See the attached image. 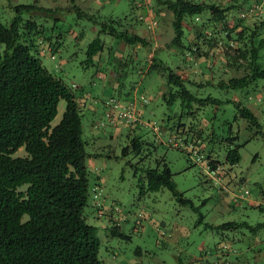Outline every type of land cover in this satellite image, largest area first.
I'll return each instance as SVG.
<instances>
[{"label": "rangeland", "instance_id": "obj_1", "mask_svg": "<svg viewBox=\"0 0 264 264\" xmlns=\"http://www.w3.org/2000/svg\"><path fill=\"white\" fill-rule=\"evenodd\" d=\"M33 2L55 11L45 14L23 10L19 14L24 21L35 20L30 37L36 43L42 63L72 86L81 106V137L89 154L85 157L89 183L90 186L98 183V198L104 202L99 213L94 204L96 197L89 189L84 214L87 222L96 227L100 240L98 255L103 264H264V226L222 229L206 225L227 220H245L255 225L264 220V206L262 209L251 206L264 197V78L242 88L210 84L194 88L187 84L199 96L210 93L222 100L200 107L194 105L191 113L181 106L179 98L171 102L164 99L166 77L160 71L149 69L152 58H161L185 77L196 70L187 66L184 47L169 44L174 34L170 22H161L152 32L158 37L154 40L156 47L148 39L147 43L123 42L121 45L120 39L100 30L102 22L118 18L122 23L119 29L130 27L128 19L139 11L132 7L130 0H0V20L8 24L17 14L16 4ZM208 14L205 10L201 16ZM167 16L164 13L165 19ZM185 20L189 21L190 17ZM137 27L141 35L149 37L150 31L145 25ZM145 29L149 35L143 33ZM42 35L46 36L45 40ZM96 36L102 40L103 48L89 57L87 47ZM188 37L184 25L183 45L188 44ZM49 39L55 46L52 51L48 49ZM3 48L0 42V49ZM120 56H123L122 63ZM101 66L103 77L96 72ZM110 70L120 73L119 86L104 92ZM218 74L211 81H216ZM221 75L227 78L230 74ZM111 94L121 104L129 101L142 120L166 127L164 132L151 125H137L134 130L125 124L110 125L106 111L113 103L109 99ZM65 103L64 98L59 99L51 125L60 120ZM236 104L250 107L258 124L241 115ZM193 119L196 124L206 121V146L199 153L191 152L189 159L186 150L173 146L168 139L174 135L172 138L178 142L182 131L181 124L177 133L178 122L187 127ZM212 130L214 139L207 135ZM134 138L138 140L139 150L134 149ZM229 140L238 143L240 157L230 166L232 180L223 193L219 183L206 178L203 159L208 150L216 157H223ZM125 145L128 149L122 153ZM25 154L23 146L13 152V155ZM162 158L170 165L176 188L191 199L192 205L180 203L167 187L141 191L139 177L144 179L143 168L154 166L156 159ZM237 184L249 193L241 196ZM27 217L25 213L22 219ZM113 224L129 237L113 232Z\"/></svg>", "mask_w": 264, "mask_h": 264}, {"label": "trees", "instance_id": "obj_2", "mask_svg": "<svg viewBox=\"0 0 264 264\" xmlns=\"http://www.w3.org/2000/svg\"><path fill=\"white\" fill-rule=\"evenodd\" d=\"M153 2L159 7L156 11L160 8L168 11V18L158 17L157 14V18L152 19L172 24L174 34L169 44L184 47L187 66L196 69L185 77L163 59L152 58L149 69L160 71L166 77V89L162 95L168 102L179 98L181 106L192 113L194 105L200 107L222 100L210 93L199 96L187 84L194 85V88L205 84L242 88L255 83L258 78H264L262 0ZM14 8L17 14L8 24L0 20V42L4 44V48L0 49V264H103L98 255L100 240L95 233L96 227L87 222L84 214L89 189L96 197L94 204L99 213L104 202L98 198V183L92 186L89 183V170L85 163L89 154L85 149L86 141L81 137V106L72 86L53 75L42 63L36 43L30 37L36 26L35 20L27 18L24 21L19 14L23 10H38L45 14L55 10L37 2L19 3ZM205 10L209 14L203 17L201 14ZM132 16L128 20L145 21L148 27L149 19L143 12ZM187 17H190L189 21L185 20ZM130 21L127 23L129 26L133 24ZM119 25H122L121 19H110L109 22H102L100 30L124 43H147L146 37L130 32L128 27L119 29ZM184 25L188 29L187 45L181 41ZM26 35L29 37L26 38ZM42 39L45 40L46 36L42 35ZM48 45L49 51L55 48L50 39ZM102 48L103 42L96 36L88 44L87 53L90 57ZM122 57H119L120 63ZM217 73L219 78L211 81ZM221 73L230 75L223 78ZM60 98L66 101L65 109L60 120L51 125ZM109 98L118 101L113 94ZM121 105L131 107L129 101ZM236 105L241 115L252 124H258L257 116L250 107ZM137 114L139 118L130 121L125 118L117 122L106 119L110 125L125 124L132 130L137 125H151V121L146 122L139 112ZM205 122L197 121L199 126H196L193 119L187 127L178 122L177 133L182 124L180 140L177 142L173 135L168 141L186 150L191 159V152L199 153L206 146ZM153 128L164 132L166 127L154 125ZM172 128H169L171 132L174 131ZM207 135L214 139L215 131H208ZM132 142L134 149L139 150L138 140L134 138ZM227 145L223 157H216L208 150L203 159L206 178L219 183L223 193L232 180L230 166L237 163L240 157L238 143L229 140ZM21 146L26 154L13 155ZM127 149L125 145L122 153ZM218 165L223 167L218 169ZM214 169L219 180L210 175ZM143 171L144 179L139 177L142 192L167 187L180 203L192 205L191 199L176 188L170 165L163 158L156 159L154 166L148 165ZM226 178L229 179L226 181ZM240 193L241 196L247 194L242 189ZM263 199L251 203V206L262 209ZM25 213L28 217L23 220ZM206 225L222 229L245 225L257 229L264 226V220L255 225L245 220ZM112 231L121 237H129L120 231L117 224H113Z\"/></svg>", "mask_w": 264, "mask_h": 264}, {"label": "crops", "instance_id": "obj_3", "mask_svg": "<svg viewBox=\"0 0 264 264\" xmlns=\"http://www.w3.org/2000/svg\"><path fill=\"white\" fill-rule=\"evenodd\" d=\"M141 2L143 3L142 5H140ZM130 3L132 5V7H135V8L139 9L138 13L143 12L146 15L145 16L146 19H149L150 17H151L150 19H152L153 17L157 18V16H156L157 14L159 15L158 17L162 16L164 18V13L168 12L164 8H160L158 11H156L157 8H159V7L155 6V3L153 2V0H141V1L130 0ZM161 9H163V13H160ZM167 15H168V13H167ZM132 22H133V24L130 27H128V30L130 32H136V33L141 35V33L138 32V27L137 26L142 25V24L145 25L146 28L149 30V28L147 27L145 21H140V20L133 19ZM161 22H163V21H160L157 26L153 27L152 30H149L150 31L149 32L150 35L146 32V29L143 31V33H147L149 35V37L146 36L145 34L142 35V36L146 37L148 40L152 41L153 44L156 47H157L158 44L154 40L157 39L158 37L155 36L152 32H154V30H156V29H158L160 27L159 24H161ZM163 23H166V22H163ZM122 43H123V41L120 42L121 45H123ZM110 53H111V51L109 52V55H110ZM115 53H116V51H115ZM96 72L99 74V77H103L104 76L103 75L104 73L102 71V66L101 67H97V71ZM108 74H109V78H108V80H107V82L105 84L106 88H104V90H103L104 92H111L109 89H112L113 87L115 88V87L119 86V79H118L119 78V73H112V71L110 70ZM111 95H109V96H111Z\"/></svg>", "mask_w": 264, "mask_h": 264}, {"label": "built area", "instance_id": "obj_4", "mask_svg": "<svg viewBox=\"0 0 264 264\" xmlns=\"http://www.w3.org/2000/svg\"><path fill=\"white\" fill-rule=\"evenodd\" d=\"M156 23L155 19H151L148 23V27L154 26ZM113 103L110 105V110L106 111V117L109 121L112 122H117V120H120L122 118H125L127 121L130 120H136L139 118L138 114L133 110V107L131 106L130 108H124L122 105L118 102L115 101L114 98H109ZM223 166L218 165L216 168L221 169ZM210 175L215 179L219 180V176L216 174V170H211ZM243 193H248L247 188H241ZM242 195V193H240ZM264 200V199H263Z\"/></svg>", "mask_w": 264, "mask_h": 264}]
</instances>
